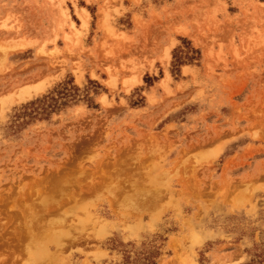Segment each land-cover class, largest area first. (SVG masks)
Here are the masks:
<instances>
[{
	"label": "rangeland",
	"instance_id": "rangeland-1",
	"mask_svg": "<svg viewBox=\"0 0 264 264\" xmlns=\"http://www.w3.org/2000/svg\"><path fill=\"white\" fill-rule=\"evenodd\" d=\"M0 264H264V0H0Z\"/></svg>",
	"mask_w": 264,
	"mask_h": 264
},
{
	"label": "bare ground",
	"instance_id": "bare-ground-1",
	"mask_svg": "<svg viewBox=\"0 0 264 264\" xmlns=\"http://www.w3.org/2000/svg\"><path fill=\"white\" fill-rule=\"evenodd\" d=\"M217 133H218V132H217ZM193 147H195V146H193ZM198 147H199V146H198ZM102 163H103V164H106V163H104L103 159H102V162L99 161V162L97 163V164H98L97 166H98L99 169H98V174H97V173H96V174L98 175V177H99L100 179H107V178H109L108 180H109V181L111 180L110 183L114 184L113 181H115V176H113L114 180H112L113 178L110 179V177H111L113 174H112V175H109V173H107V170H108V169H107V170L100 169V168L102 167ZM121 163H122V161H118V158L115 157V158H114V162L111 163V164L113 165V168H112L111 171L116 172V173H119V175H120V174H124V172H123L124 170H123V169L117 168V165H120ZM112 165H111V166H112ZM106 167H107V166H106ZM85 171H86V170H85ZM109 171H110V170H109ZM109 171H108V172H109ZM122 172H123V173H122ZM89 173H90V172H89ZM84 174H85V173H84ZM87 175H88V174H87ZM93 176H94V175H93ZM95 177H96V176H95ZM120 177H123V176L120 175ZM125 177H126V176H125ZM125 177H123V178H124V179H129V178H125ZM127 177H128V176H127ZM86 179H87V178H86ZM117 180H118V179H117V177H116V181H115L116 183H115V185H113V187H114V186L116 187V185H117L116 189H117L118 187H120V186H118V185H120L118 182H122V181H124V180H121V181H119V180L117 181ZM127 181H128V180H127ZM127 181H126V182H127ZM90 182H91V181H90ZM124 182H125V181H124ZM101 183H102V182H101ZM110 183H109V184H110ZM122 183H123V182H122ZM44 184H45V183H44ZM109 184H108V185H109ZM112 184H111V186H112ZM96 185H97V184H96ZM111 186H110V187H111ZM62 187H63V186H62ZM115 187H114V188H115ZM90 189H92V188H90ZM116 189H115V190H116ZM118 189H119V188H118ZM60 207H61V206H60ZM66 222H67V221H66ZM60 224H61V223H60ZM64 225H66V224H64ZM26 231H27V229H26ZM62 238H63V234H62V230H61V231H59V233H58L57 236H55V234L52 235L50 241L55 240V241H58V242H56V243H59V241H61ZM56 243H55V244H56Z\"/></svg>",
	"mask_w": 264,
	"mask_h": 264
}]
</instances>
